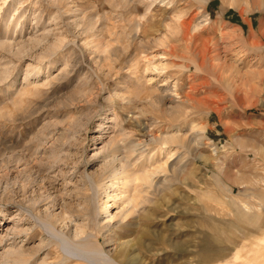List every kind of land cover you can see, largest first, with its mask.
Instances as JSON below:
<instances>
[{
  "label": "rangeland",
  "instance_id": "rangeland-1",
  "mask_svg": "<svg viewBox=\"0 0 264 264\" xmlns=\"http://www.w3.org/2000/svg\"><path fill=\"white\" fill-rule=\"evenodd\" d=\"M176 132L198 153L166 159ZM112 134L143 187L105 169ZM8 250L264 264V0H0V264H21Z\"/></svg>",
  "mask_w": 264,
  "mask_h": 264
},
{
  "label": "bare ground",
  "instance_id": "bare-ground-1",
  "mask_svg": "<svg viewBox=\"0 0 264 264\" xmlns=\"http://www.w3.org/2000/svg\"><path fill=\"white\" fill-rule=\"evenodd\" d=\"M5 2V1H4ZM242 10V9H241ZM184 29V28H183ZM184 31V30H183ZM185 35V34H184ZM187 37V36H186ZM188 38V37H187ZM190 38V37H189ZM111 54V53H110ZM243 82H244V80H243ZM153 98V97H152ZM154 99V98H153ZM114 117V116H113ZM192 128H193V126H191ZM118 128H116L115 130H117ZM120 129V128H119ZM122 129V128H121ZM120 129V130H121ZM115 130L113 131V132H115ZM119 130V131H120ZM197 130V129H196ZM116 132V134L114 135V134H112V137H111V139L109 138L108 140H110L109 141V143H110V146H109V148H110V151H109V153H107V155L106 156H108V157H110V161L108 162V167L107 168H105L106 170H108V172L111 174V179L112 178H115V179H118V181H119V184L120 185H122V187H124V190H125V193L127 192V187L129 186V184H131L134 180L136 181V180H138V182L139 181H142L143 182V184L145 185V183L144 182H146V181H148V178H149V173H147L146 171L147 170H145V169H139V168H136V167H134V168H136L135 170H133V168H132V166H134L133 164H131L130 163V156H132V155H130L131 153V151L130 150H133V147H130V148H124V150H126L127 152L128 151H130V152H128V153H126V151H124V150H122L123 148L122 147H120L121 146V144L119 145V143H117L114 139H115V137L114 136H116V135H118L117 133H121V134H123L124 132ZM123 131V130H122ZM201 131V130H200ZM196 132V131H195ZM191 133V132H190ZM198 133H191V135L190 136H188V137H186V136H184L182 133H171V134H168V135H163V136H161L160 138H159V140H158V142H159V147H158V150H161V149H163L164 150V152H165V156H166V159H168V158H170L172 155H173V153H171L172 152V150H173V147H171V146H174L175 144V147H177V148H179L178 146L179 145H181L182 147H187L190 151H192V153L193 152H196V154L198 153V148H199V146L202 144L200 141H199V139L201 138V136L200 135H197ZM114 135V136H113ZM113 137H114V139H113ZM118 138V137H117ZM157 138V139H158ZM201 140V139H200ZM109 143H108V145H109ZM106 144V143H105ZM124 144V143H123ZM131 144V143H130ZM134 145V144H133ZM135 145H137V144H135ZM178 145V146H177ZM126 147H127V145H125ZM129 146V145H128ZM106 146H103V149L105 148ZM108 147V146H107ZM170 148H172V149H170ZM130 149V150H129ZM105 150V149H104ZM103 150V151H104ZM175 150H176V148H175ZM124 151V152H123ZM144 151V150H143ZM123 152V153H122ZM125 153V154H124ZM132 153H133V151H132ZM123 156H122V155ZM139 154V153H138ZM130 155V156H129ZM179 155V156H178ZM177 155V158L174 160V161H172L171 162V164H170V170L171 171H182V169H183V161L185 160L186 161V159H184V157L183 158H181L182 156H180V154H178ZM141 156V155H140ZM107 157V158H108ZM150 157H151V155H150ZM149 157V158H150ZM107 158H105V159H107ZM139 158V157H138ZM109 159V158H108ZM182 159H184L183 161H182V163L180 162V160H182ZM132 160H134V158L132 159ZM137 161V160H136ZM107 163V162H106ZM116 163L118 164L117 166H115L116 165ZM151 163V162H150ZM166 163V162H165ZM185 163H188V161L187 162H185ZM184 163V164H185ZM103 164V163H102ZM24 165V164H23ZM105 165V164H104ZM151 165V164H150ZM129 166H131V168H132V170L130 171V167ZM104 167H106V166H104ZM27 168V167H26ZM151 168V167H150ZM157 169H158V167H157ZM22 170V169H21ZM24 170H26V169H24ZM104 170V169H103ZM105 171V170H104ZM107 172V173H108ZM149 172V171H148ZM156 172V167H154L153 169H150V187H151V185L152 184H154L155 186L157 185V182L156 181H153L152 180V178H151V176H152V174L153 173H155ZM21 173V172H20ZM24 173V172H23ZM109 179H110V177H109ZM37 181V180H36ZM117 181V180H116ZM134 181V182H135ZM114 182V181H113ZM133 183V184H136V187H137V185L139 184L140 185V183L141 182H139V183ZM148 184V186H149V183H146V185ZM109 185V184H108ZM112 185H114L112 182H111V186ZM144 185H140L141 187H143ZM154 185H152V186H154ZM110 186V185H109ZM135 187V186H134ZM139 187V186H138ZM137 187V188H138ZM136 188H134V191H137V190H135ZM139 189H141V188H139ZM133 191V192H134ZM142 191H144V190H142ZM139 193H141V190H138L137 191V193L136 194H134L135 196H132V195H123V197H121V199L124 201V202H126L127 200H128V202L127 203H130V202H134V199H133V197H139ZM33 199V198H32ZM143 199V198H142ZM138 200V199H137ZM34 201V200H33ZM30 202H31V200H30ZM106 204V203H105ZM104 204V206H103V208H101L103 211H107V208H108V205H105ZM135 204V203H134ZM131 211L129 210V213H130ZM45 214V213H44ZM63 220V219H62ZM54 221V220H53ZM49 222V221H48ZM47 223V222H46ZM69 228H71V227H69ZM75 229V228H74ZM80 232H82V228H79V229H77L76 231H74V235H77L78 233H80ZM71 233V232H70ZM123 245V244H122ZM126 246H127V244H126ZM125 246V247H126ZM79 247H81V246H79ZM124 247V246H123ZM82 248V247H81ZM15 250V249H14ZM126 250V249H125ZM11 251V250H10ZM9 250H8V255L10 254V257L12 258V260L14 261V262H21V264H23L24 262V260L23 259H21L20 257H18V256H15L14 255V253L16 254L17 253V251H11L10 252ZM83 251V250H82ZM87 251V250H86ZM7 253V252H6ZM5 253V254H6ZM14 255V257H12V256ZM17 255V254H16ZM9 261V260H8ZM7 262V261H6ZM10 264V263H9Z\"/></svg>",
  "mask_w": 264,
  "mask_h": 264
}]
</instances>
